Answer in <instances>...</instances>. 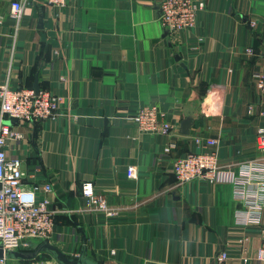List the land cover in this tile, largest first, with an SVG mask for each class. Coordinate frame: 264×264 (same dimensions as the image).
<instances>
[{"label":"crops","instance_id":"obj_1","mask_svg":"<svg viewBox=\"0 0 264 264\" xmlns=\"http://www.w3.org/2000/svg\"><path fill=\"white\" fill-rule=\"evenodd\" d=\"M13 1L0 0V85L32 83L39 62L40 91L61 99L57 117L13 125L25 139L8 149L28 173L38 170V184L53 186L60 213L49 243L71 256L86 246L102 264H264L259 229L234 225L232 186L175 188L173 171L177 159L212 150L209 140L218 141L222 165L256 154L264 131V93L254 79L264 72V0H194L205 4L194 29L175 36L161 24V0H67L63 9L31 0L15 40ZM212 86L222 89L208 111ZM151 105L173 126L169 135L132 122ZM188 109L197 119L182 136ZM86 184L115 216L89 203ZM10 264L58 263L40 255Z\"/></svg>","mask_w":264,"mask_h":264},{"label":"built area","instance_id":"obj_2","mask_svg":"<svg viewBox=\"0 0 264 264\" xmlns=\"http://www.w3.org/2000/svg\"><path fill=\"white\" fill-rule=\"evenodd\" d=\"M30 1L12 2L11 15L16 21L14 40L18 36L25 7ZM46 3L63 9L67 0H46ZM204 7V3L194 0H161V24L169 30L170 36L189 31L194 29L199 12ZM2 25L3 20L0 18V27ZM251 25L256 26V23ZM247 53L255 54L253 49L247 50ZM254 79L257 89L264 93V72L256 73ZM221 89V86L211 87L204 107L207 108L209 101L212 104ZM60 103V97L50 91H40L36 95L33 88L24 85L11 87L9 80L0 85V246L5 251L0 264H10L8 253L11 251H30L36 244L49 242L54 236L56 216L60 213L49 197L54 191L52 184H38V170L28 173L24 160L9 154L12 143H22L25 135L8 125L7 121L30 125L53 119L59 115ZM132 122L143 132L169 135L173 129L165 114L152 105L142 107ZM197 142L201 143L200 140ZM207 144L213 149L189 153L174 162L175 188L194 181L211 185L229 183L234 200L241 206L235 212L234 225L242 229H259L264 236V131H260L256 138V154L239 163L222 165L218 141L209 140ZM127 174L135 179L136 169L130 167ZM83 192L89 203L107 217L117 214L103 197L95 194L91 184L84 185ZM244 240L247 241V238ZM227 258L225 253L220 256L221 261ZM257 260L264 262V242L257 252Z\"/></svg>","mask_w":264,"mask_h":264},{"label":"water","instance_id":"obj_3","mask_svg":"<svg viewBox=\"0 0 264 264\" xmlns=\"http://www.w3.org/2000/svg\"><path fill=\"white\" fill-rule=\"evenodd\" d=\"M43 22L41 21L40 25L42 27ZM166 35H169V30L165 29ZM169 45L173 47L172 42L170 41ZM174 57L176 61L181 62L182 56L174 49ZM40 71H38L35 82H34V91L36 95L40 93V82H39ZM197 119L196 113L192 109H188L185 114V118L182 121L179 129V134L182 136H190L191 129L195 125ZM7 124L10 126L16 125L15 121H7ZM241 208V206H239ZM88 249L84 246L81 249L79 255L71 256L66 254L64 251L56 247L55 245L45 241L42 242L35 250L33 251H11L8 253V258L10 260L17 261H33L43 253H48L52 255L55 261L58 264H102L88 257ZM5 256V251L2 246H0V259H3Z\"/></svg>","mask_w":264,"mask_h":264},{"label":"trees","instance_id":"obj_4","mask_svg":"<svg viewBox=\"0 0 264 264\" xmlns=\"http://www.w3.org/2000/svg\"><path fill=\"white\" fill-rule=\"evenodd\" d=\"M35 68H36V71L34 73L33 82L30 83L29 81H27V83L24 85L25 87H28V88H33L34 87V82H35L36 75H37L38 71H41V69L39 67V62H38V64H36ZM41 255H46V256L48 255V256L52 257V255H50L48 253H43Z\"/></svg>","mask_w":264,"mask_h":264}]
</instances>
